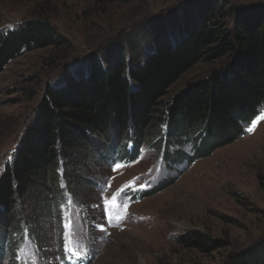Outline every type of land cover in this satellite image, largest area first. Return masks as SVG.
Listing matches in <instances>:
<instances>
[{"label": "trees", "instance_id": "16d2710c", "mask_svg": "<svg viewBox=\"0 0 264 264\" xmlns=\"http://www.w3.org/2000/svg\"><path fill=\"white\" fill-rule=\"evenodd\" d=\"M94 1L105 6L120 0ZM124 39L121 53H111V46L102 59L96 54L66 65L73 48L50 16L41 13L0 30V75L24 53L38 50L60 52L54 67L63 73L59 86L46 85L0 173V257L15 254L26 231L42 239L25 217L30 199L41 203L37 211L52 207L60 219L64 183L81 189L70 180L72 162L92 155L97 138H111L112 146L93 159L107 161L103 154L118 148L127 154L130 144L135 159L146 145L157 150L166 145L163 159L172 170L237 142L264 107V4L237 10L227 0H189L164 18L136 26ZM205 64L220 67L172 94L187 73ZM189 143L192 149L186 153ZM178 242L204 253L224 247L198 232ZM228 264H264V241Z\"/></svg>", "mask_w": 264, "mask_h": 264}, {"label": "rangeland", "instance_id": "374dc122", "mask_svg": "<svg viewBox=\"0 0 264 264\" xmlns=\"http://www.w3.org/2000/svg\"><path fill=\"white\" fill-rule=\"evenodd\" d=\"M186 1L120 0L103 6L94 0H0V30L44 13L58 34L70 41L74 54L66 63L70 65L96 54L102 59L111 46L115 48L111 53H121L125 33L150 19L164 18ZM227 1L237 10L264 4V0ZM141 46L149 52L145 41ZM58 53H24L0 75V173L35 115L46 85L57 87L62 80L63 73L54 67ZM219 67H195L172 94ZM251 122L237 142L172 170L163 159L166 145L160 150L146 145L135 159L130 145L127 154L118 148L103 154L107 161L93 159L112 146L111 138H97V146L89 149L94 155L83 154L72 162L70 180H77L81 189L73 191L64 183L60 219L52 207L37 211L41 203L30 199L25 217L43 237L24 232L23 244L15 254H2L0 264H228L264 241V107ZM163 135L166 141L167 134ZM191 149L189 143L184 151ZM160 180L168 186L146 197ZM191 232L224 247L210 253L187 250L178 238ZM68 237L69 249L76 247L80 256L64 250Z\"/></svg>", "mask_w": 264, "mask_h": 264}, {"label": "snow or ice", "instance_id": "6c2138e0", "mask_svg": "<svg viewBox=\"0 0 264 264\" xmlns=\"http://www.w3.org/2000/svg\"><path fill=\"white\" fill-rule=\"evenodd\" d=\"M249 130H251V129H249ZM116 166L120 167L121 165L117 164ZM64 227H65V229H67L68 228V224H65ZM70 240H71V237H68L66 242L64 243V250L73 253L75 256H80L82 253H81V251H77L76 247H73V248L69 249L68 241H70ZM80 247L82 249V246H80ZM84 258H86V256H84Z\"/></svg>", "mask_w": 264, "mask_h": 264}]
</instances>
